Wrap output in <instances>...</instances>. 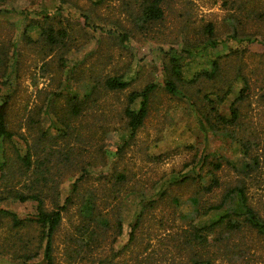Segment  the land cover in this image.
<instances>
[{"label": "rangeland", "instance_id": "rangeland-1", "mask_svg": "<svg viewBox=\"0 0 264 264\" xmlns=\"http://www.w3.org/2000/svg\"><path fill=\"white\" fill-rule=\"evenodd\" d=\"M162 6L160 19L144 22L140 0H0V96L9 95L14 131L0 143L9 157L5 181L0 151V193L39 191L47 208L71 196L54 264H264V236L242 226L223 238L211 225L224 206L204 211L240 184L264 218V0ZM172 56L183 76L175 92L163 85ZM109 76L128 84L109 88ZM149 82L147 115L131 133L128 94ZM232 105L235 122L213 121ZM25 151L29 170L16 155ZM211 158L222 161L214 173ZM36 205L0 200L22 218ZM41 229L0 214V264H42Z\"/></svg>", "mask_w": 264, "mask_h": 264}, {"label": "trees", "instance_id": "trees-1", "mask_svg": "<svg viewBox=\"0 0 264 264\" xmlns=\"http://www.w3.org/2000/svg\"><path fill=\"white\" fill-rule=\"evenodd\" d=\"M98 2H102L103 0H97ZM164 0H140L141 3V15L140 19L144 22L154 21L157 19H160L163 15V3ZM208 30L211 31V25L208 24ZM43 35L50 41H55V34L53 33L51 27L43 29ZM185 52L184 50H182ZM216 64V63H215ZM166 76L163 80V85L169 92H175L178 87V81L183 80V76L181 75V72L179 70L180 64L177 62V57H170L169 63L164 64ZM206 73V72H205ZM197 76H194V78ZM105 84L109 88H122L125 87L128 82L127 80L123 79L122 77L118 76H109L105 79ZM157 86L154 82L146 83L142 88L137 90H132L128 94V105L125 107L124 113L127 117V123L131 130V133H134L137 128L142 124L144 118L147 115L148 112V104L150 100V96L154 88ZM246 90L242 92V95L248 91V86L245 87ZM241 95V94H240ZM241 95V96H242ZM208 94L205 95L207 97ZM136 99H138V106L137 107H131L130 103L134 102ZM209 101V100H208ZM193 104L198 108V105L196 101H193ZM9 105V95L4 94L0 96V143L3 144L5 141H11L12 137L14 135V131L8 128L6 123V110ZM210 115H212V110H215V107L211 105ZM230 116L225 117L221 115L218 112H215L213 114V121H220L223 122V125H228L232 122H235L238 116L237 108L236 106L232 105L230 109ZM196 112V118L199 124L204 128L207 129L205 120L203 118L207 117V113L201 111V113L197 111V109L194 110ZM209 116V115H208ZM211 124V121H209V126ZM0 151H1V158H2V164L1 168H3V177L7 175L9 172V157L6 156V153L3 150V145H0ZM21 162V166L25 169H30V166L32 164L31 160V154L29 151H25V153L21 156L20 153L16 154ZM255 162L256 157H252ZM226 163H229L233 165V168L240 169L237 166H235L231 161L228 159H224ZM207 163H211L213 166V171L218 169L222 161L217 158H211ZM19 165L18 167L21 168ZM239 171V170H238ZM248 171V170H246ZM245 171V172H246ZM5 181L8 180V178L4 177ZM217 179L213 177V181H211V184L208 186V188H211L213 183L216 182ZM77 188V182L76 180L72 183V190H76ZM7 191V190H6ZM4 193L3 191H0ZM13 198L19 201H23L26 199H33L37 202V212L34 214L33 217H18V215L8 208L0 207V214L10 216L12 223L14 225H20L26 222V219L28 221H35L38 222L41 226V236L45 238L43 251H42V264H54L53 259V238L55 230L57 229L61 218H62V211L65 210L68 207V203L71 201V196L67 195L64 198L63 203L56 204L50 208H47L44 204V200L42 196L40 195L39 191L32 192V193H22L19 191H13L9 189L7 191V194L2 196L0 193V200L4 198ZM195 201H197L195 199ZM85 205V204H84ZM83 205V206H84ZM224 206V212L219 214L217 219L212 222L211 227H215L216 225H222L227 231H224L221 229L219 231V234L225 237L223 235L224 232L231 233V230H237L241 228L242 226H249L251 228H254L261 236H264V218L259 215V213L255 210V208L249 203L247 193L245 191V187L243 185L237 184L233 185L231 187H228L223 194L220 195V199L216 203H210L208 207L204 211L211 210L214 208H220ZM93 209V206L87 205L84 207H81V211L83 212L85 217H91V210ZM136 225V223H135ZM134 225V226H135ZM132 237V233H131ZM28 264H40L35 261L29 262Z\"/></svg>", "mask_w": 264, "mask_h": 264}]
</instances>
